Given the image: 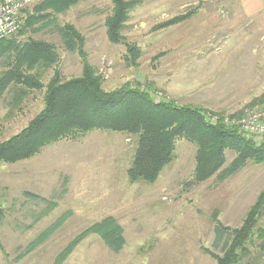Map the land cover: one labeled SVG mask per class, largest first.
<instances>
[{"label":"rangeland","instance_id":"obj_1","mask_svg":"<svg viewBox=\"0 0 264 264\" xmlns=\"http://www.w3.org/2000/svg\"><path fill=\"white\" fill-rule=\"evenodd\" d=\"M112 7V0H79L55 17L85 37L86 60L102 76L105 90L138 84L151 88L158 100L201 108L208 118H239L264 106L259 102L264 95V14L243 17L237 0H143L120 31L123 40L113 44L105 26ZM191 9L196 13L186 22L156 29ZM30 37L53 44L59 55L57 65L41 73L44 86L55 69L62 81L82 76V58L65 49L53 25ZM128 44L141 51L134 64L124 58ZM3 61L0 74L6 69ZM44 92H32L18 106L11 102L14 93L1 97L0 142L41 111ZM135 149V140L125 134L94 131L51 144L29 160L1 165L0 264H54L78 234L107 217L123 227L122 250L113 252L91 234L62 264H217L214 256L224 255L229 237L217 235V224L242 227L264 192V164L249 161L220 180L236 156L227 151L219 175L197 184L196 146L179 140L173 162L155 183H131L127 170ZM68 211L69 219L44 244L20 258ZM259 229L264 233V217L242 264H264Z\"/></svg>","mask_w":264,"mask_h":264},{"label":"trees","instance_id":"obj_2","mask_svg":"<svg viewBox=\"0 0 264 264\" xmlns=\"http://www.w3.org/2000/svg\"><path fill=\"white\" fill-rule=\"evenodd\" d=\"M142 1L112 0V11L105 22L107 38L111 43L117 44L123 40L120 31ZM78 3L79 0H41L31 11L25 10V24L18 34L0 44V62L4 59L2 63L6 68L0 74V99L6 93H14L11 102L18 106L32 92L45 88L41 111L23 130L0 142V166L29 160L51 144L82 138L94 131L122 133L135 140V153L127 170L131 183H155L165 167L173 162L179 140L196 146L194 180L197 184L218 174L226 162L227 151L234 152L236 156L223 170L220 180L236 174L249 161L264 164V138L254 140L241 133L237 126L226 125L222 121L212 124L201 108L158 100L153 97L151 88L138 84L127 83L112 91L105 90L102 76L86 60L85 37L75 26L59 25L55 18ZM195 13L191 9L156 29L182 24ZM52 25L65 49L77 52L82 58L83 73L81 77L62 81L58 69H55V75L44 86L41 73L56 66L59 55L53 44L35 40L30 35L49 29ZM126 46L128 52L124 58L134 64L141 51L137 44ZM259 102L264 103V95ZM57 205L54 203L50 210ZM44 214L46 216L47 211ZM70 215V211L66 212L48 227L27 246L20 258L44 244ZM262 217L264 192L250 209L242 227L230 229L217 224V235L221 237L227 233L229 236L224 255L214 256L217 264L244 262L250 254L248 244L252 243ZM3 218L0 203V225ZM262 231L257 230L260 237H264ZM91 234L97 235L115 253L120 252L125 244L123 227L115 218L107 217L78 234L56 257L54 264H62Z\"/></svg>","mask_w":264,"mask_h":264},{"label":"built area","instance_id":"obj_3","mask_svg":"<svg viewBox=\"0 0 264 264\" xmlns=\"http://www.w3.org/2000/svg\"><path fill=\"white\" fill-rule=\"evenodd\" d=\"M41 0H0V44L18 34L25 24V10L36 5ZM215 124L222 121L226 125L237 126L244 135L260 140L264 138V106L254 111L246 112L239 118L210 117Z\"/></svg>","mask_w":264,"mask_h":264},{"label":"crops","instance_id":"obj_4","mask_svg":"<svg viewBox=\"0 0 264 264\" xmlns=\"http://www.w3.org/2000/svg\"><path fill=\"white\" fill-rule=\"evenodd\" d=\"M239 12L247 19H253L264 14V0H237Z\"/></svg>","mask_w":264,"mask_h":264}]
</instances>
